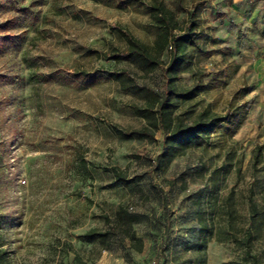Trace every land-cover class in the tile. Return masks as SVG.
Segmentation results:
<instances>
[{
  "label": "rangeland",
  "instance_id": "374dc122",
  "mask_svg": "<svg viewBox=\"0 0 264 264\" xmlns=\"http://www.w3.org/2000/svg\"><path fill=\"white\" fill-rule=\"evenodd\" d=\"M172 1L168 6L184 19ZM213 1L182 0L186 9L201 6L203 35L193 72L181 83L190 87L193 74L204 73L208 87L176 115L190 122L203 108L223 113L231 106L239 116L160 167L161 131L149 142L112 129L144 126L129 108L143 105L141 97L109 80L66 74L126 69L137 85L160 92V69L142 75L126 61L98 56L125 48L113 25L151 44L148 15L131 0H0V238L17 264H60L58 241L71 244L83 264H264V130L252 113L251 93L253 64L263 51L249 49L245 29H233ZM257 145L262 155L253 168ZM77 151L93 165L92 180L79 179L71 166ZM104 167L124 170L135 186L113 184ZM249 188L258 210L253 220ZM118 206L145 215L135 226L143 251L128 258L119 247L98 253L78 239ZM198 209L213 226L204 249ZM73 258L70 253L61 264H75Z\"/></svg>",
  "mask_w": 264,
  "mask_h": 264
},
{
  "label": "trees",
  "instance_id": "16d2710c",
  "mask_svg": "<svg viewBox=\"0 0 264 264\" xmlns=\"http://www.w3.org/2000/svg\"><path fill=\"white\" fill-rule=\"evenodd\" d=\"M137 7L142 9L149 17L148 27L154 35L153 42L146 44L134 37L126 28L113 25L110 29L115 32L124 42L125 48L113 47L109 55H98L104 61H126L132 64L142 75L161 70L163 79L160 92L144 86L137 85L131 73L126 69L100 70L94 75L84 71L66 72L69 76L82 80L104 79L114 82L119 89L128 94L141 97L143 105L131 104V112L144 121L140 129L122 132L116 127L113 131L126 139L154 141L157 131L164 135L163 148L156 156V162L160 167H167L177 156L188 149L206 142L209 136L224 124H229L238 118V108L229 107L223 113H217L210 108L200 110L190 122H185L176 115L180 105L197 98L208 87L203 81L204 73H194V81L190 87H184L181 78L184 74L193 72L199 52V44L202 40L203 31L199 18L200 5L194 3L186 9L182 0L172 1L176 10L185 14V18L178 19V12L168 6L166 0H131ZM92 54L97 51L89 50ZM164 56L166 59H164ZM238 124L236 125V127ZM262 145H257L252 155V167L256 168L262 155ZM71 166L74 168L79 179L92 180V174L87 163L79 151L75 153ZM104 172L111 174L113 184L125 188L135 186L136 179L128 177L124 170L117 167L102 168ZM250 219L257 214V205L253 199L251 188L248 189L247 197ZM199 224V247L204 249L211 238L212 224L207 220V215L202 209L195 212ZM101 227L89 229L78 236L81 243H89L101 251H111L114 247L125 250V257L130 252L141 253L143 241L137 236L135 226L145 220V215L130 211L127 207L118 206L113 216L101 213ZM251 239L250 231L246 232L243 246L248 247ZM235 242H241L236 240ZM4 240L0 238V264H17L9 250L4 248ZM55 253L62 260L70 253L74 255L75 264H83V260L77 250L68 243L57 242ZM252 264H256L253 259Z\"/></svg>",
  "mask_w": 264,
  "mask_h": 264
},
{
  "label": "crops",
  "instance_id": "0c3cea01",
  "mask_svg": "<svg viewBox=\"0 0 264 264\" xmlns=\"http://www.w3.org/2000/svg\"><path fill=\"white\" fill-rule=\"evenodd\" d=\"M170 1V0H166ZM217 9L225 13V19L231 22L232 28L245 29L244 35L251 42L248 48L252 51L261 50L263 53L253 64V107L252 113L259 120L258 129L264 130V0H214Z\"/></svg>",
  "mask_w": 264,
  "mask_h": 264
}]
</instances>
